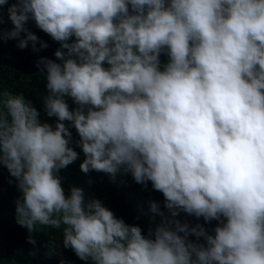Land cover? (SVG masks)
Returning a JSON list of instances; mask_svg holds the SVG:
<instances>
[{
	"label": "clouds",
	"instance_id": "clouds-1",
	"mask_svg": "<svg viewBox=\"0 0 264 264\" xmlns=\"http://www.w3.org/2000/svg\"><path fill=\"white\" fill-rule=\"evenodd\" d=\"M7 12L0 38L36 49L31 19L60 42L58 60L37 62L54 126L0 92V164L30 243L51 226L94 264H264V0H15ZM72 127L83 172L150 181L170 216L144 234L82 187L66 194ZM181 211L218 223L209 233Z\"/></svg>",
	"mask_w": 264,
	"mask_h": 264
},
{
	"label": "trees",
	"instance_id": "trees-1",
	"mask_svg": "<svg viewBox=\"0 0 264 264\" xmlns=\"http://www.w3.org/2000/svg\"><path fill=\"white\" fill-rule=\"evenodd\" d=\"M14 2L15 0H8L7 4L0 6V30L13 27L7 8ZM25 28L36 34V49H33L31 41L28 46L19 48L16 39L0 38V92L8 90L13 94H23L25 100L38 109L40 120L54 126L57 118L48 116L44 109L46 77L41 71L42 66L37 62L42 56L58 60L54 52L60 42L38 28L34 20L26 21ZM21 35H26V32ZM42 42L46 46L41 47ZM160 59L162 64L167 62L166 53H161ZM65 99L70 108L76 106L71 97L66 96ZM70 131L73 137L72 146L78 152V157L59 170L66 194L72 186L82 187L86 197L100 198L114 215L123 218L127 223L140 225L144 234L148 233L150 227L154 228L160 223L163 217L170 216L169 210L164 206L162 192L153 189L150 181L146 184L138 183L130 172L123 171L118 172L114 179L103 171L83 172L79 165L84 154L75 143L79 138L78 133L74 127ZM20 195L15 178L0 164V264H60L61 261L64 264H94L91 260L80 259L71 247L65 248L62 233L51 226H41L34 230L31 235L35 243H30L28 229L16 222V200ZM152 201L158 202V211L151 209ZM177 218L182 222L187 220L192 225L204 224L209 233L218 223L215 219L206 222L203 217L198 218L183 211L177 214ZM189 238L195 239L194 236Z\"/></svg>",
	"mask_w": 264,
	"mask_h": 264
}]
</instances>
